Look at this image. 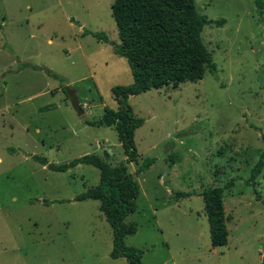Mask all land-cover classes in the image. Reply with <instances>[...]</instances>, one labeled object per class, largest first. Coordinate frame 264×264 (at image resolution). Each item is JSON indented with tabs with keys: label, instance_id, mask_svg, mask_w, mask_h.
Returning a JSON list of instances; mask_svg holds the SVG:
<instances>
[{
	"label": "rangeland",
	"instance_id": "374dc122",
	"mask_svg": "<svg viewBox=\"0 0 264 264\" xmlns=\"http://www.w3.org/2000/svg\"><path fill=\"white\" fill-rule=\"evenodd\" d=\"M114 1L0 0V264H126L110 258L99 203L74 201L98 185L99 171L49 169L102 157L104 146L113 166L125 162L113 128L87 125L116 112L112 89L133 82L111 45L83 35L119 43ZM194 2L224 21L201 33L217 73L128 99L144 124L134 133L138 165L127 166L140 187L127 218L137 233L124 243L143 252L142 264H264V168L255 187L246 183L264 150V23L253 0ZM145 159L155 161L136 174ZM230 182L228 243L213 249L200 195Z\"/></svg>",
	"mask_w": 264,
	"mask_h": 264
},
{
	"label": "trees",
	"instance_id": "16d2710c",
	"mask_svg": "<svg viewBox=\"0 0 264 264\" xmlns=\"http://www.w3.org/2000/svg\"><path fill=\"white\" fill-rule=\"evenodd\" d=\"M253 2L264 23V0ZM111 16L117 30L118 44L111 43L104 33L84 31L83 35L111 45L114 54L126 61L133 82L128 87L112 89L118 107L116 112L104 110L99 121L87 125L113 128L125 162L113 166L109 156L103 153L102 157L86 155L68 164L49 165V169L65 173L77 166L86 165L99 171L98 185L78 195L74 201L99 203V211L112 233V260L124 259L126 264H142L143 252L126 247L124 243L127 237L137 233L136 224L127 222V218L136 211L140 187L128 172L127 166L138 165L134 133L144 124V120L133 114L128 99L165 87L177 88L181 84L197 83L203 79L206 71L215 77L217 69L203 44L201 33L205 26H221L224 21H210L200 15L194 0H115L111 6ZM32 159L46 165L45 161L37 157ZM154 161L145 159L136 174L147 171ZM263 168L264 150L251 169L247 185L255 187ZM232 186L230 182L223 188L209 189L200 195L213 249L225 247L228 243V218L224 211L223 192ZM185 197L187 195L183 193L174 196L175 200Z\"/></svg>",
	"mask_w": 264,
	"mask_h": 264
},
{
	"label": "water",
	"instance_id": "95a60500",
	"mask_svg": "<svg viewBox=\"0 0 264 264\" xmlns=\"http://www.w3.org/2000/svg\"><path fill=\"white\" fill-rule=\"evenodd\" d=\"M66 95H67V98L70 102L72 109L75 111V113L77 114L78 117H81L83 115V111H82L80 104H79V101L76 97V93L74 91L67 90Z\"/></svg>",
	"mask_w": 264,
	"mask_h": 264
},
{
	"label": "crops",
	"instance_id": "0c3cea01",
	"mask_svg": "<svg viewBox=\"0 0 264 264\" xmlns=\"http://www.w3.org/2000/svg\"><path fill=\"white\" fill-rule=\"evenodd\" d=\"M97 146H100V145H97ZM103 153H106L109 157H110V155L108 154V152H107V150L105 149V146L103 147ZM188 196V195H187ZM175 199V198H174ZM218 249V248H217Z\"/></svg>",
	"mask_w": 264,
	"mask_h": 264
}]
</instances>
